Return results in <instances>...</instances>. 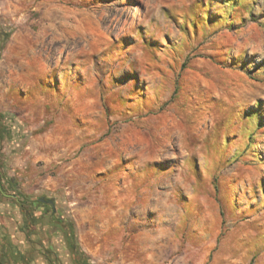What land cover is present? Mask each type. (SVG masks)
<instances>
[{
    "label": "rangeland",
    "instance_id": "1",
    "mask_svg": "<svg viewBox=\"0 0 264 264\" xmlns=\"http://www.w3.org/2000/svg\"><path fill=\"white\" fill-rule=\"evenodd\" d=\"M0 176L10 260L264 264V0H0Z\"/></svg>",
    "mask_w": 264,
    "mask_h": 264
},
{
    "label": "flooded vegetation",
    "instance_id": "2",
    "mask_svg": "<svg viewBox=\"0 0 264 264\" xmlns=\"http://www.w3.org/2000/svg\"><path fill=\"white\" fill-rule=\"evenodd\" d=\"M39 205L41 208V219H43V221L47 220L51 224L43 227V229L49 233L52 230H50L49 227H61L67 236L68 247L70 250H72V248L75 247V243H71L69 240V237L72 236L71 231L68 230L69 221L59 211L56 201L54 199L41 198L39 199Z\"/></svg>",
    "mask_w": 264,
    "mask_h": 264
},
{
    "label": "trees",
    "instance_id": "3",
    "mask_svg": "<svg viewBox=\"0 0 264 264\" xmlns=\"http://www.w3.org/2000/svg\"><path fill=\"white\" fill-rule=\"evenodd\" d=\"M0 185L2 186V177L0 176ZM1 188V187H0ZM10 198L13 199L14 203L17 204L18 206L21 205V203L19 202V200H17V198L11 196ZM38 204H39V200H38ZM69 221V220H68ZM70 226H72L71 222L69 221V226H68V230L71 231L72 235L73 233V229L70 228ZM58 229H60L61 231L64 232V230L61 227H56ZM0 234H1V228H0ZM0 249H1V255H0V264H7L8 262H17V264H26L25 261L18 259L17 257L13 258L10 260L9 257V252L7 250V247L5 245H3L2 243H0ZM81 248L79 246V243L77 241V238L75 237V247L72 248L71 254L74 260V264H88L86 261H84L82 259V257H80V252H81ZM52 262V261H51ZM13 264V263H12Z\"/></svg>",
    "mask_w": 264,
    "mask_h": 264
},
{
    "label": "crops",
    "instance_id": "4",
    "mask_svg": "<svg viewBox=\"0 0 264 264\" xmlns=\"http://www.w3.org/2000/svg\"><path fill=\"white\" fill-rule=\"evenodd\" d=\"M49 264H55L54 262H50ZM56 264H61V263H56Z\"/></svg>",
    "mask_w": 264,
    "mask_h": 264
}]
</instances>
